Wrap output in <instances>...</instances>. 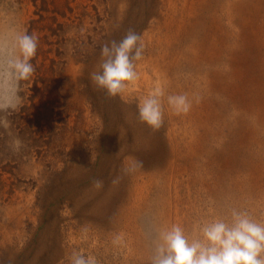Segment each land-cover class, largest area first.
Wrapping results in <instances>:
<instances>
[{
  "label": "rangeland",
  "instance_id": "obj_1",
  "mask_svg": "<svg viewBox=\"0 0 264 264\" xmlns=\"http://www.w3.org/2000/svg\"><path fill=\"white\" fill-rule=\"evenodd\" d=\"M154 2L140 30L147 0H0V34L39 37L12 134L0 128V264H70L73 251L150 264L156 232L173 224L191 239L232 208L264 222V0ZM129 29L145 45L140 79L110 98L91 74L101 46ZM157 87L164 124L153 131L138 105ZM177 94L193 100L187 115L167 103Z\"/></svg>",
  "mask_w": 264,
  "mask_h": 264
},
{
  "label": "clouds",
  "instance_id": "obj_2",
  "mask_svg": "<svg viewBox=\"0 0 264 264\" xmlns=\"http://www.w3.org/2000/svg\"><path fill=\"white\" fill-rule=\"evenodd\" d=\"M39 37L27 30H11L0 34V128L11 135L10 115L23 106L25 82L33 80L36 68L32 61L37 55ZM145 45L141 35L129 29L119 42L112 40L101 46L100 70L91 74L97 89L110 98L123 96L130 85L140 79L136 61L143 58ZM161 87L153 89L138 105L139 119L153 131L164 124ZM197 103L200 98H193ZM167 103L175 115H187L192 106L187 94L168 95ZM22 146L14 139L12 148ZM93 162V161H92ZM139 162L126 172L135 170ZM120 177L113 179L118 184ZM94 187H103L101 180ZM86 235L87 229L83 230ZM125 242L123 233L116 234L114 246ZM70 264H98L95 256L73 251ZM150 264H264V222L253 219L247 210L232 208L226 218H217L197 225L196 235L189 238L184 228L173 224L156 232Z\"/></svg>",
  "mask_w": 264,
  "mask_h": 264
},
{
  "label": "trees",
  "instance_id": "obj_3",
  "mask_svg": "<svg viewBox=\"0 0 264 264\" xmlns=\"http://www.w3.org/2000/svg\"><path fill=\"white\" fill-rule=\"evenodd\" d=\"M154 4H155L154 0H147V3H146L145 8L141 12L139 10L136 11L135 12V15H133V17L135 16L136 20L138 21L135 25L136 26H138V25L141 26L140 27V30L142 28H144L145 27L144 25L147 24L148 20L155 15V13H156L155 10L156 9H154L155 8V5ZM131 13H133V12H131ZM134 29L135 28H133V30ZM97 47H95V49H97ZM94 94L95 93H91L90 96H89V98H91L90 101H91L92 105H95L94 103H96V101H97L96 100L97 95H94ZM116 132H117V135H118L120 133V130L117 129ZM115 150L116 151H114V152L112 151V153H114V154H112V159H113L112 162H113V164H112V166L110 167L109 170H112V168L114 170L115 169L117 170L119 168V163H120L119 161H121V158H119V156H118V158H116V161L114 160V155L115 154L116 155L119 154V150L116 147H115ZM122 153H124V155H125V152H122Z\"/></svg>",
  "mask_w": 264,
  "mask_h": 264
}]
</instances>
